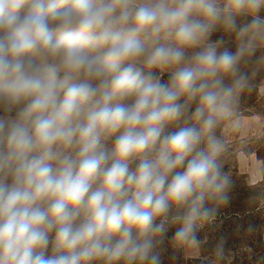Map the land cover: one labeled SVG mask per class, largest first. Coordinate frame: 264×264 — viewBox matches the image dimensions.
<instances>
[{
  "label": "clouds",
  "instance_id": "9594fccd",
  "mask_svg": "<svg viewBox=\"0 0 264 264\" xmlns=\"http://www.w3.org/2000/svg\"><path fill=\"white\" fill-rule=\"evenodd\" d=\"M261 48L264 0H0V264H163L173 227L200 243Z\"/></svg>",
  "mask_w": 264,
  "mask_h": 264
},
{
  "label": "rangeland",
  "instance_id": "374dc122",
  "mask_svg": "<svg viewBox=\"0 0 264 264\" xmlns=\"http://www.w3.org/2000/svg\"><path fill=\"white\" fill-rule=\"evenodd\" d=\"M262 55L264 48L242 61L250 87L239 93V120L218 129L227 143L222 160L233 180L230 201L200 225L198 244L171 241V228L160 245L163 264H264V61L257 59ZM221 240L222 258L215 251Z\"/></svg>",
  "mask_w": 264,
  "mask_h": 264
}]
</instances>
